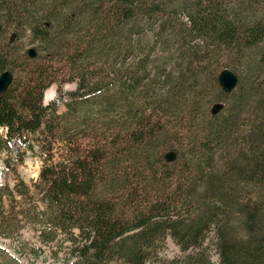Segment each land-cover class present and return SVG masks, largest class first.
Here are the masks:
<instances>
[{
	"label": "trees",
	"instance_id": "1",
	"mask_svg": "<svg viewBox=\"0 0 264 264\" xmlns=\"http://www.w3.org/2000/svg\"><path fill=\"white\" fill-rule=\"evenodd\" d=\"M10 28L30 32L34 57L19 55ZM225 68L238 77L230 92ZM7 70L0 156L30 136H65L57 101L44 102L53 84L75 81L68 110L92 101L116 131L82 155L44 157L34 186L45 234L71 242L64 264H147L168 236L184 256L163 264H214L211 229L220 264H264V0H0ZM115 149L150 189L112 174Z\"/></svg>",
	"mask_w": 264,
	"mask_h": 264
},
{
	"label": "rangeland",
	"instance_id": "2",
	"mask_svg": "<svg viewBox=\"0 0 264 264\" xmlns=\"http://www.w3.org/2000/svg\"><path fill=\"white\" fill-rule=\"evenodd\" d=\"M12 33L13 30L10 28L7 40L14 44L17 49H20L19 55L37 47V43H32V36L29 31H19L18 37ZM158 55L160 56L161 53H158ZM17 65L23 68L24 62L19 58ZM18 71L20 69L13 71L14 79L19 78ZM76 87L77 83L75 81L67 82L62 86L63 92L61 93L58 91L57 84H53L46 90L47 92L54 89L55 94L51 99L46 98L45 92L44 102L47 103L55 99L59 106L58 113L61 116L63 115V118H60L63 119L60 129L65 131L62 140L54 138L51 139L53 142L49 143L50 141H47L42 145L44 140L40 138L42 135L40 137L30 136L31 143L29 145L15 143L11 149L4 151L0 156V264H64L67 259L72 258L69 237L60 232L45 234L51 226L43 216V205L38 198L34 185L39 181L44 157L50 148V154L54 159H60L64 155H74L78 151L82 155L95 147L102 134L108 133V137L111 138L116 133V131H110L112 122L104 120V115L108 114L99 111L97 105L91 103L92 101L77 109L68 110L65 105L70 99L68 93L75 91ZM217 91L219 90L212 91V95L217 97L215 93ZM211 106L212 102L209 105V111ZM87 111L89 117L86 116ZM167 151L169 149H166L164 154ZM115 152L120 158V162L117 161L111 167L112 174L118 173L126 176V179L130 181L131 186L134 188L143 186L150 189L148 188L149 184L147 185L146 182L139 183L137 171L129 167L132 164L131 160L116 149ZM124 168H126V171L122 173L121 171ZM20 183H24L22 189L28 190L22 191V195L17 192L18 185L22 187ZM143 192L144 190L139 191L137 194L146 197L150 195L152 199L156 198L152 194L153 192L147 193L148 195L146 193L144 195ZM125 199H129L128 196H125L122 200ZM217 243L216 231L211 229L204 246L207 248V254L214 264H220ZM183 256L184 251L168 236L158 252L157 259L147 264H163L165 261L179 259Z\"/></svg>",
	"mask_w": 264,
	"mask_h": 264
},
{
	"label": "water",
	"instance_id": "3",
	"mask_svg": "<svg viewBox=\"0 0 264 264\" xmlns=\"http://www.w3.org/2000/svg\"><path fill=\"white\" fill-rule=\"evenodd\" d=\"M28 54L29 56L34 57L36 55V51L34 50V48H31ZM12 80H13V74L10 71L7 70L0 74V95L6 91ZM218 81L221 88L224 91L230 92L236 87L238 82V77L230 69L225 68L219 73ZM219 108H220L219 104L214 105L213 112H216ZM166 158L168 160H173L175 158V153L174 152L167 153Z\"/></svg>",
	"mask_w": 264,
	"mask_h": 264
},
{
	"label": "bare ground",
	"instance_id": "4",
	"mask_svg": "<svg viewBox=\"0 0 264 264\" xmlns=\"http://www.w3.org/2000/svg\"><path fill=\"white\" fill-rule=\"evenodd\" d=\"M53 95H54V90L53 89H51V90H49V91L46 92V98L47 99L52 98Z\"/></svg>",
	"mask_w": 264,
	"mask_h": 264
}]
</instances>
